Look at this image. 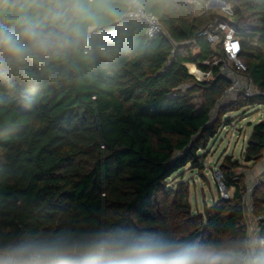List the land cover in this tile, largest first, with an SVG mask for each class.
I'll use <instances>...</instances> for the list:
<instances>
[{
    "label": "trees",
    "instance_id": "16d2710c",
    "mask_svg": "<svg viewBox=\"0 0 264 264\" xmlns=\"http://www.w3.org/2000/svg\"><path fill=\"white\" fill-rule=\"evenodd\" d=\"M136 1L163 33L150 38L145 23L127 18L131 0H95L86 44L0 59V251L14 259L37 244L162 237L214 240L239 262L249 244L248 189L232 177L239 161L220 168L233 196L202 214L192 212L188 188L168 182L200 165L230 114L264 105V0H222L232 16L184 0ZM223 20L242 46V77L258 92L240 88L228 103L234 78L215 64L223 48L201 36ZM189 64L210 77L197 80ZM242 157L264 161V120ZM250 201L264 241V171ZM255 254L264 264V244Z\"/></svg>",
    "mask_w": 264,
    "mask_h": 264
},
{
    "label": "clouds",
    "instance_id": "9594fccd",
    "mask_svg": "<svg viewBox=\"0 0 264 264\" xmlns=\"http://www.w3.org/2000/svg\"><path fill=\"white\" fill-rule=\"evenodd\" d=\"M95 0H0V59L22 61L86 44L95 29ZM188 67V66H187ZM237 262L209 240L124 238L100 244H37L15 264H259Z\"/></svg>",
    "mask_w": 264,
    "mask_h": 264
},
{
    "label": "rangeland",
    "instance_id": "374dc122",
    "mask_svg": "<svg viewBox=\"0 0 264 264\" xmlns=\"http://www.w3.org/2000/svg\"><path fill=\"white\" fill-rule=\"evenodd\" d=\"M190 2V0H184ZM208 1L198 0L197 11H205ZM222 15H226L223 11L218 10ZM188 66V65H187ZM197 66L190 64L189 72L196 76L199 81L208 78L207 75L202 72L194 73L191 67ZM200 71L199 69H197ZM234 77V75H233ZM235 78V77H234ZM236 80V79H235ZM244 80V78H240ZM238 88L229 90L223 103H228L236 98ZM231 119V125L225 130H222L219 136L213 139L207 149L203 150L200 154V165H188L184 170L175 174L168 182L171 188H178L180 185H184L189 191V203L191 210L194 214L204 213L206 206H211L213 202H216L220 198L219 189L220 181L224 183L225 176L222 172L221 165L225 159L230 157L233 161H239L242 164L240 169H236L232 173V177L235 180L244 178V185L247 187L246 196V208H245V222L248 229L249 245H256L257 238H255L254 229L255 222L251 209L250 195L254 189V186L258 183V179L253 174L255 166L247 164L242 155L247 146L248 139L252 133V130L256 124L264 120V105H255L254 107L247 108L243 111L235 112L229 115ZM235 189L229 190V195L233 196ZM249 201V202H248ZM248 203H250L248 205ZM249 207H248V206Z\"/></svg>",
    "mask_w": 264,
    "mask_h": 264
},
{
    "label": "built area",
    "instance_id": "2783aa9c",
    "mask_svg": "<svg viewBox=\"0 0 264 264\" xmlns=\"http://www.w3.org/2000/svg\"><path fill=\"white\" fill-rule=\"evenodd\" d=\"M190 3L197 5L198 0H190ZM206 10L218 11L221 9L226 15L232 16L233 10L230 4L222 0H209L207 2ZM127 18L139 20L147 25V35L150 38L163 33V27L156 15L145 11L136 0H131V4L127 13ZM201 36L206 37L208 42L212 45H221L223 48V56L216 61L215 64L223 63V73L225 75H234L233 85L230 90L242 88L245 95L253 96L257 94V90L254 88L252 82L244 78L240 80L242 74L247 71V66L240 59V53L242 51L241 43L237 37L236 29L231 25L229 21H220L213 31H204ZM201 72V71H200ZM204 74V73H203ZM195 76V75H194ZM210 77V74H207ZM196 77V76H195ZM236 79V80H235ZM222 173V172H221ZM219 194L222 199H229V189L220 181ZM258 221V219H256ZM255 238L258 241L256 245H249L245 248L243 254L248 253L255 255L259 244L263 245L264 241L260 239L258 235V227L255 231ZM242 254L241 260L244 258Z\"/></svg>",
    "mask_w": 264,
    "mask_h": 264
},
{
    "label": "crops",
    "instance_id": "0c3cea01",
    "mask_svg": "<svg viewBox=\"0 0 264 264\" xmlns=\"http://www.w3.org/2000/svg\"><path fill=\"white\" fill-rule=\"evenodd\" d=\"M189 66H190V64L188 65V68H189ZM229 77L234 78L233 75H229ZM263 171H264V161H262L261 163L257 164L252 172L256 176V178L258 179V177L260 176V174ZM248 205H249V203H248ZM249 206H251V205H249ZM255 219L256 218L254 217V221H255ZM254 226L256 228V229H254V231H256L257 230V223L256 222H255ZM17 261H19V260L12 258L7 252L0 251V264H15V262H17Z\"/></svg>",
    "mask_w": 264,
    "mask_h": 264
},
{
    "label": "bare ground",
    "instance_id": "6f19581e",
    "mask_svg": "<svg viewBox=\"0 0 264 264\" xmlns=\"http://www.w3.org/2000/svg\"><path fill=\"white\" fill-rule=\"evenodd\" d=\"M189 69V68H188ZM191 70L194 72V73H200V71H198L194 66L191 67ZM191 74V73H190ZM201 74V73H200ZM193 75V74H192Z\"/></svg>",
    "mask_w": 264,
    "mask_h": 264
},
{
    "label": "water",
    "instance_id": "95a60500",
    "mask_svg": "<svg viewBox=\"0 0 264 264\" xmlns=\"http://www.w3.org/2000/svg\"><path fill=\"white\" fill-rule=\"evenodd\" d=\"M192 75V74H191ZM16 201H17V199H16Z\"/></svg>",
    "mask_w": 264,
    "mask_h": 264
}]
</instances>
